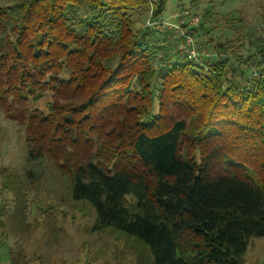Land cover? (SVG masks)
I'll use <instances>...</instances> for the list:
<instances>
[{"label": "trees", "instance_id": "1", "mask_svg": "<svg viewBox=\"0 0 264 264\" xmlns=\"http://www.w3.org/2000/svg\"><path fill=\"white\" fill-rule=\"evenodd\" d=\"M170 1L0 7V109L95 229L135 239L149 264H243L264 238V44L249 59H170L158 29L136 27Z\"/></svg>", "mask_w": 264, "mask_h": 264}, {"label": "rangeland", "instance_id": "2", "mask_svg": "<svg viewBox=\"0 0 264 264\" xmlns=\"http://www.w3.org/2000/svg\"><path fill=\"white\" fill-rule=\"evenodd\" d=\"M222 1L171 0L161 18L145 15L136 27L155 22L164 41L161 53L169 50L170 59L182 56L181 33L194 40L199 63L249 59L254 45L264 44V0ZM13 2L0 0V7ZM260 70L253 67L247 75ZM47 101L38 103L41 109ZM95 223V210L73 200L69 178L55 162L28 159L25 127L0 109V264L150 263L138 241L114 230L98 231ZM243 264H264V238L250 240Z\"/></svg>", "mask_w": 264, "mask_h": 264}, {"label": "built area", "instance_id": "3", "mask_svg": "<svg viewBox=\"0 0 264 264\" xmlns=\"http://www.w3.org/2000/svg\"><path fill=\"white\" fill-rule=\"evenodd\" d=\"M198 19L195 20V22H197ZM149 27H155V22H152L149 24ZM183 38L185 39V43H186V47H185V43L183 45L180 46V51H182L181 53L186 54L191 60L196 61L198 59V54L196 53V49H195V43L194 40L185 35L184 33H181Z\"/></svg>", "mask_w": 264, "mask_h": 264}]
</instances>
